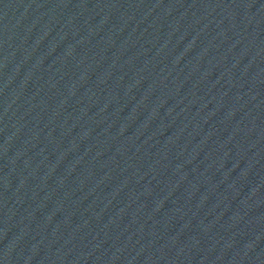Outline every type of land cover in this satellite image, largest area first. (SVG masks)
I'll return each instance as SVG.
<instances>
[{"label": "water", "instance_id": "water-1", "mask_svg": "<svg viewBox=\"0 0 264 264\" xmlns=\"http://www.w3.org/2000/svg\"><path fill=\"white\" fill-rule=\"evenodd\" d=\"M258 0H0V264H87Z\"/></svg>", "mask_w": 264, "mask_h": 264}]
</instances>
